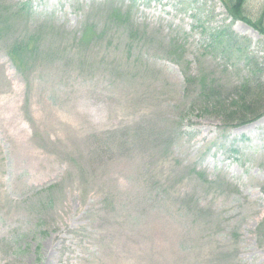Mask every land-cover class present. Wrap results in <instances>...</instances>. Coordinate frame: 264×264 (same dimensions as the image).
<instances>
[{
  "label": "rangeland",
  "instance_id": "374dc122",
  "mask_svg": "<svg viewBox=\"0 0 264 264\" xmlns=\"http://www.w3.org/2000/svg\"><path fill=\"white\" fill-rule=\"evenodd\" d=\"M263 81L219 0H0V264H264Z\"/></svg>",
  "mask_w": 264,
  "mask_h": 264
},
{
  "label": "trees",
  "instance_id": "16d2710c",
  "mask_svg": "<svg viewBox=\"0 0 264 264\" xmlns=\"http://www.w3.org/2000/svg\"><path fill=\"white\" fill-rule=\"evenodd\" d=\"M220 1L226 7V10L228 11V13L230 14V16L232 18H236V19H239L241 21H244L245 23L250 25L253 29H255L259 34L264 36V4H263V7H262L260 14L256 18H253L252 16H249L248 14H246V12L244 11V6H245V3L247 0H220ZM26 49L31 50V48H29L27 46H26ZM18 56H19V54H18ZM248 87H250L248 85V83H246V82L243 83L240 86V90H241L242 94L238 95L239 97H237L235 100H233V102L230 103V106L228 105L227 108H223V111L226 112L227 120L235 119L237 121V123L243 124V123L249 122L252 119H256L257 117H259L262 114V112H258V113L253 112V110H254L253 105H254V103H256V100L245 99V97H246L245 94L248 91ZM256 87L259 90L264 91L263 90L264 89V81H263V83L259 82L256 85ZM205 91L208 92V93H205V97L208 100L211 97L217 103V107L218 106L222 107L221 104L223 103V101L221 100V104H220V96H218V95L216 96L210 90H205ZM238 113H241L243 116L241 118H235L236 114H238Z\"/></svg>",
  "mask_w": 264,
  "mask_h": 264
}]
</instances>
